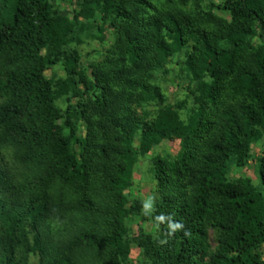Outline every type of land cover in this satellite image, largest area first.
Segmentation results:
<instances>
[{"label": "trees", "instance_id": "1", "mask_svg": "<svg viewBox=\"0 0 264 264\" xmlns=\"http://www.w3.org/2000/svg\"><path fill=\"white\" fill-rule=\"evenodd\" d=\"M182 54L173 104L157 81ZM263 139L264 0H0V264H264ZM164 140L161 232L131 237L126 190ZM255 144L261 186L232 176Z\"/></svg>", "mask_w": 264, "mask_h": 264}, {"label": "rangeland", "instance_id": "2", "mask_svg": "<svg viewBox=\"0 0 264 264\" xmlns=\"http://www.w3.org/2000/svg\"><path fill=\"white\" fill-rule=\"evenodd\" d=\"M225 0H205V4L215 3L223 4ZM217 12L221 15L223 13L219 10ZM112 37L109 35L105 47L109 45L112 41ZM104 46L101 45L99 40L92 36L83 37V43L80 45V49L83 55V64L87 65L88 62L96 58L97 53L95 50L102 51ZM99 56V53H98ZM184 55L180 57H174L170 64H168L169 71L166 74H160L158 76V84H160L163 92L165 93L169 102L176 104L179 101L185 100L188 94L187 85L189 81L185 79V73L180 70V64L184 60ZM64 77L65 72L61 65H56L52 69L47 71L48 76ZM193 106L191 99L188 100L186 107L181 111V116L185 120L188 117L189 110ZM63 109L66 108L65 104H62ZM147 109L152 113L155 112V104L147 106ZM84 131V126L82 127ZM83 133V132H82ZM264 143V139L261 140ZM179 142L164 140L160 145L155 146L153 150L146 154L140 155L139 161L135 166L133 172L132 185L128 190H126V195L130 201L140 200L143 204L141 214L139 216H134L128 219L127 224L131 230V237L137 235L138 232L143 230L146 233L152 234L153 236H158L161 232L160 227L152 221V218L147 216L151 214L159 199L160 194L157 191L156 181L154 179L152 168L154 166V159L158 156L162 158L173 159L179 152ZM261 144H255L253 147L254 158L250 161L249 165L242 170H236L232 174L233 177L246 176L253 179L256 185H260L257 173V158L262 154ZM263 187V186H262ZM213 246L215 242L212 240ZM131 259L138 263L142 259L141 251L139 248H134L132 250ZM38 258L33 256L31 259V264H37Z\"/></svg>", "mask_w": 264, "mask_h": 264}]
</instances>
